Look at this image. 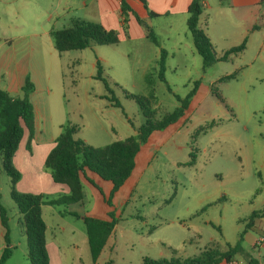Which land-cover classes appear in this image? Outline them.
Wrapping results in <instances>:
<instances>
[{"label":"rangeland","instance_id":"374dc122","mask_svg":"<svg viewBox=\"0 0 264 264\" xmlns=\"http://www.w3.org/2000/svg\"><path fill=\"white\" fill-rule=\"evenodd\" d=\"M54 2L0 0V55L8 45L5 38L12 39L15 49L31 42L47 54L52 36L43 38L35 33L46 25V11ZM162 20L157 25V42L170 48L176 40L182 41L174 54L163 49L164 80L159 78L156 63L162 48L149 40L96 45L98 52L91 47L62 52L58 87L37 80V109L49 107L50 100L53 106L50 120L43 118V131L56 121L76 125L74 137L93 147L135 135L144 122L141 108L125 93L143 98L153 118L160 119L179 106L177 99L196 88L183 116L153 131L141 143L134 168L110 206L105 202L110 184L101 181L100 192L85 179L82 205H70L68 210L63 205H42L50 264H141L145 257L167 260L172 250L176 256L188 258L209 247L224 251L226 244L239 239L238 258L264 254V249L255 245L264 234V221L255 218L253 227L246 229L251 213L264 207V51L256 59V39H252L250 48L248 41L241 54L203 67L189 35L186 39L178 36L179 25L175 24L166 38L165 28H160ZM62 23L56 27L69 25L68 20ZM230 45L232 42H218L214 48L220 54L237 44ZM96 60L120 107L103 98L110 94L102 81L93 77ZM230 74L233 78L221 79ZM52 135L42 133L39 138ZM192 149H196V162L185 165ZM25 152L23 149L17 156L19 161ZM32 153L28 159L37 164L40 153ZM43 170L48 171L44 166ZM26 178L15 190L36 193L39 184L33 186ZM56 193L46 195H62ZM0 204L7 212L12 247L4 264H30L24 230L10 197V179L2 170ZM111 210L114 229L93 263L81 216L109 220ZM4 246L0 225V253Z\"/></svg>","mask_w":264,"mask_h":264},{"label":"trees","instance_id":"16d2710c","mask_svg":"<svg viewBox=\"0 0 264 264\" xmlns=\"http://www.w3.org/2000/svg\"><path fill=\"white\" fill-rule=\"evenodd\" d=\"M143 3L144 0H141ZM224 2L225 0H220ZM201 0H191L187 6L186 27L195 52L200 56L203 67L213 65L218 61H227L231 57L241 54L247 44V37L220 54L215 51L214 45L200 25L202 17ZM131 10L126 0L120 1L121 25L124 30L127 28V16ZM150 17L159 15L148 11ZM137 21L145 30V37L153 44L158 45L154 31L146 25L144 20ZM53 44L58 53L70 50H83L96 45H116L119 38L115 30L105 29L100 23L84 21L78 18H71L67 27L51 30ZM166 52L159 50L156 61L159 68V78L164 80V64ZM96 72L93 77L102 81L104 88L110 94L104 95L109 104L113 107H120L113 90L106 78L102 75V68L98 60L95 61ZM233 74L222 77V80L233 78ZM34 90V84L26 77L21 88V97H11L9 93L0 88V170L10 179V197L17 208L20 222L23 226L26 254L30 264H50L47 250L45 231L46 225L41 216L42 205H63L67 210L70 205H82L83 186L82 179H85L92 187L101 192L99 182L110 184L109 196L105 199L108 206L110 200L118 192L124 182L129 178L134 165L135 156L139 151L141 143H144L148 136L156 130H161L174 124L181 118L187 108L189 98L195 93L194 87L183 99H177L179 106L173 111L164 114L160 119L153 118V112L148 108L144 99L138 95L125 93L135 100L142 110L144 122L137 128L135 135H130L122 140L111 142L103 147H93L80 138L74 137L78 127L72 124L61 126V131L55 138L52 148L44 158V167L48 169L52 181L64 185L68 192L58 197H48L41 193H18L15 186L20 179V172L13 165V157L23 137H26V144L29 147L34 136V110L29 95ZM196 162V149L189 153V160L185 165H194ZM91 176L96 177V181ZM70 215L78 216L75 212ZM109 220L95 216L83 215L82 221L85 227L87 243L92 262L99 257L106 241L114 229L115 219L113 211L108 212ZM264 217L262 210L253 211L249 216L246 229L253 227L254 219ZM0 225L3 229L5 246L1 249L0 264L11 255L9 238L8 216L5 208L0 204ZM227 249L219 251L216 248H205L198 255L182 258L176 256L172 250L169 259L155 260L143 258L141 264H218L221 261L230 262L240 251V239L233 245L226 244ZM248 264H259L257 259L250 258Z\"/></svg>","mask_w":264,"mask_h":264},{"label":"crops","instance_id":"0c3cea01","mask_svg":"<svg viewBox=\"0 0 264 264\" xmlns=\"http://www.w3.org/2000/svg\"><path fill=\"white\" fill-rule=\"evenodd\" d=\"M120 1L56 0L46 11L44 19L46 25L41 28L40 33H35V35L47 38L51 36V30L60 29L56 26L63 24L62 22L66 20L69 22L71 18H78L84 21L100 23L105 29L115 30L119 38L118 43L124 41H148L145 37V30L139 24L135 15L144 20L146 25L154 31L157 40L156 30L159 19H163L164 24L160 28H165L166 38L173 32L175 24L179 25L178 32H176L178 36L186 39L187 35H189L186 27V10L191 0H144L145 3L141 0H126L135 14L128 13L126 30L121 25ZM201 2L203 10L200 25L213 45L216 46L218 42H232V45H235L239 44L244 37H247V43L249 41L248 45L250 48L252 39H256L257 57L255 58L259 59L258 56L264 51V0H225L224 2L220 0H201ZM148 11H152L159 16L150 17ZM5 40L8 45L0 55V88L7 91L11 97H21V88L26 77L34 84V90L29 95V100L34 110V136L29 147L26 144V137H23L13 157V165L21 175L16 187L26 176V180L33 186L39 184L36 193L52 194L57 192L56 195L67 194V188L64 185L54 183L49 171L43 170L44 158L52 148L54 140L64 124L62 121H56L51 126L53 129L47 127L43 131V118H49L50 120L51 112H53L52 102L50 100L49 107L44 106L42 111L38 110L35 104L36 100L40 103V100L35 96L37 80L47 84L53 82L58 87L60 82L61 53L56 51L53 41L52 43L48 42V52L46 54L43 47L35 48L31 42H28L23 49H15L11 38H5ZM181 43L182 41L176 40V43L170 45V48L163 43L159 44V42L155 46L167 51L170 50L174 54L180 49ZM97 47L99 46L91 48L98 52ZM55 51L57 54H55ZM42 133H53V135L50 138L40 139L39 137ZM23 149L26 152L22 160L19 161L17 156L23 153ZM33 150H37L40 153L37 164L28 159V157H33ZM91 177L96 181L95 176ZM261 219L264 221V217H261ZM260 236L264 238V234ZM255 245L260 249H264V240L260 243L256 242ZM250 258L257 259L259 264H264V254L262 252L258 253L257 257ZM250 258L240 259L235 255L232 261H221L218 264H248Z\"/></svg>","mask_w":264,"mask_h":264},{"label":"built area","instance_id":"2783aa9c","mask_svg":"<svg viewBox=\"0 0 264 264\" xmlns=\"http://www.w3.org/2000/svg\"><path fill=\"white\" fill-rule=\"evenodd\" d=\"M264 240V238L262 237V236H260L258 239H257V243H260V242H262Z\"/></svg>","mask_w":264,"mask_h":264}]
</instances>
